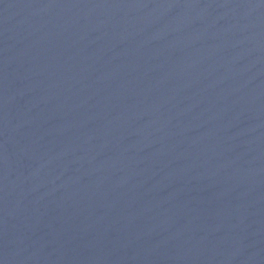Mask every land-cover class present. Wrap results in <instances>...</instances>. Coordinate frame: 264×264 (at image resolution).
<instances>
[{"label": "water", "instance_id": "1", "mask_svg": "<svg viewBox=\"0 0 264 264\" xmlns=\"http://www.w3.org/2000/svg\"><path fill=\"white\" fill-rule=\"evenodd\" d=\"M0 264H264V0H0Z\"/></svg>", "mask_w": 264, "mask_h": 264}]
</instances>
